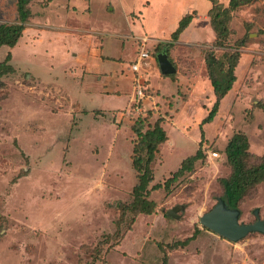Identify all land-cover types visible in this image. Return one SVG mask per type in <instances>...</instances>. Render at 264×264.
<instances>
[{"label": "rangeland", "instance_id": "374dc122", "mask_svg": "<svg viewBox=\"0 0 264 264\" xmlns=\"http://www.w3.org/2000/svg\"><path fill=\"white\" fill-rule=\"evenodd\" d=\"M34 1L37 16L17 46L0 49V64L11 53L13 68L0 79V264H264V234L233 243L200 222L224 195L233 136L247 135L251 165L264 157V0L226 14L223 48L241 57L232 90L205 124L216 101L205 57L223 55L211 1ZM216 2L229 8L230 0ZM17 3L0 0V25L18 23ZM195 11L192 26L163 49ZM142 49L151 58L139 73L147 98L138 106L131 66ZM164 51L172 77L160 71ZM150 110L142 131L162 117L169 140L152 166L150 188L161 187L148 191L155 211L146 215L133 210L130 156L132 127ZM199 150L192 170L166 184ZM178 205L180 219L168 216ZM239 209L243 223H255L257 209L264 220V183ZM196 231L188 246L171 248Z\"/></svg>", "mask_w": 264, "mask_h": 264}, {"label": "trees", "instance_id": "16d2710c", "mask_svg": "<svg viewBox=\"0 0 264 264\" xmlns=\"http://www.w3.org/2000/svg\"><path fill=\"white\" fill-rule=\"evenodd\" d=\"M33 1L34 0H18V23H5L0 25V49L4 46L9 48L17 46L26 29V24L34 17V13L31 9ZM209 1L214 4L209 14L212 17V26L216 34V50L223 51V55L222 58H219L217 57L216 51L211 50L205 57L208 77L213 87L216 101L202 124L213 121L219 112L221 101L230 93L236 82L235 72L238 67L241 52L238 48L236 50H227L223 48L225 47L224 41L228 40L229 36L228 21L225 19L227 17L226 14H230L232 11L255 0H230L229 8H224L222 11L220 7L217 6L216 0ZM198 16L199 14L196 11L184 16L179 21L177 30L172 33V41L165 44L163 49L173 46ZM11 58L12 54L9 53L6 60L0 64V79L13 70L12 66L9 64ZM165 76L172 77L173 74ZM144 85L146 87L145 83ZM152 115L153 110H150L142 120L141 117H139L138 127L137 125H133L132 129L137 134L138 139L137 142H132L133 153L130 156L131 166L138 172L137 177L135 176L138 182L133 191L135 197L133 210L140 214L145 213L146 215H152L155 211L154 203L147 199L149 192L161 187V185H156L150 188V184L154 181L152 166L155 165L154 163L159 154H161L164 144L169 140V136L164 128L165 119L162 117L157 119L153 124L149 123L150 125L147 130L145 132L142 131L143 122H147ZM201 139L202 143L204 140L203 134ZM249 149L250 144L247 135L239 132L230 140L225 151L232 172L229 178L222 180L224 190L222 198L226 201L228 206L233 209L239 208L240 202L251 189H255L260 184L264 183V157L259 164L251 165L249 163ZM201 154L199 150L196 155H191L184 160L179 169L174 172L173 177H171L166 184L178 179L186 172L191 171L195 163L200 159ZM197 232L198 231H196L192 237L171 245V248L177 249L188 246L197 236Z\"/></svg>", "mask_w": 264, "mask_h": 264}, {"label": "water", "instance_id": "95a60500", "mask_svg": "<svg viewBox=\"0 0 264 264\" xmlns=\"http://www.w3.org/2000/svg\"><path fill=\"white\" fill-rule=\"evenodd\" d=\"M157 60L163 75H172L176 73V67L169 59L166 51L158 54ZM183 210H185V207L178 205L170 209L167 214L172 218L180 219L181 216L178 213ZM255 216L257 218L255 223H243L240 221L241 210L239 208H230L223 198H219L218 203L212 210L201 217L200 222L204 228L230 242L236 243L246 238L251 233L258 232L264 234V220L261 219L258 209L255 211Z\"/></svg>", "mask_w": 264, "mask_h": 264}, {"label": "built area", "instance_id": "2783aa9c", "mask_svg": "<svg viewBox=\"0 0 264 264\" xmlns=\"http://www.w3.org/2000/svg\"><path fill=\"white\" fill-rule=\"evenodd\" d=\"M150 58V54L145 51V49H142L141 52H139L137 60L134 62V64L131 66L132 70L135 74L138 75V78H136L135 84H136V94H135V103L139 106L145 98H147L146 95V87L144 85L145 82L141 81L142 76L139 74L141 70L146 66H148L147 59Z\"/></svg>", "mask_w": 264, "mask_h": 264}, {"label": "crops", "instance_id": "0c3cea01", "mask_svg": "<svg viewBox=\"0 0 264 264\" xmlns=\"http://www.w3.org/2000/svg\"><path fill=\"white\" fill-rule=\"evenodd\" d=\"M46 1H48V4H49V5H52L53 2H54V0H51V1L46 0ZM34 2H36V1H34ZM43 3H44V2H43ZM47 7H48V5H47ZM33 13H34V16H35L36 13H35V12H33ZM36 16H37V14H36ZM55 16H56L57 18H60V15H58V14H56ZM33 18H34V17H33ZM193 23H194V21L192 22V24H193ZM192 24H191L190 26H192ZM190 26H189V27H190ZM94 33H99V32H94ZM181 36H182V35H181ZM91 37H93V36H91ZM74 54L77 55L76 53H74ZM82 56H83V57H82ZM88 56H89V55H88ZM88 56H87V54H85V53L81 55L82 58L87 57V61H88V59H89ZM150 58H151V57H150ZM150 58L147 59V63H148V65H149V59H150ZM136 60H137V59H136ZM136 60H135V61H136ZM84 61H86V60H84ZM87 64H88V62H87ZM87 64H86V65H87Z\"/></svg>", "mask_w": 264, "mask_h": 264}, {"label": "flooded vegetation", "instance_id": "af4514ba", "mask_svg": "<svg viewBox=\"0 0 264 264\" xmlns=\"http://www.w3.org/2000/svg\"><path fill=\"white\" fill-rule=\"evenodd\" d=\"M257 219V218H256ZM262 219V218H261ZM257 221V220H256Z\"/></svg>", "mask_w": 264, "mask_h": 264}]
</instances>
